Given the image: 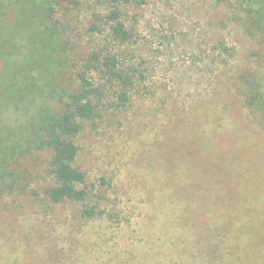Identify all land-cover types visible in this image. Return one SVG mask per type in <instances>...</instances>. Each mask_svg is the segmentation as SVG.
<instances>
[{
  "label": "rangeland",
  "instance_id": "obj_1",
  "mask_svg": "<svg viewBox=\"0 0 264 264\" xmlns=\"http://www.w3.org/2000/svg\"><path fill=\"white\" fill-rule=\"evenodd\" d=\"M100 1L82 0L72 22L83 47L108 39L88 33ZM123 21L132 39L113 49L135 74L131 100L106 103L76 137L77 164L109 215L87 220L78 203L10 192L0 264H264V154L240 157L237 145L246 135L264 146L239 82L248 70L264 76V44L214 0H144ZM204 208L209 224L190 219Z\"/></svg>",
  "mask_w": 264,
  "mask_h": 264
},
{
  "label": "trees",
  "instance_id": "obj_2",
  "mask_svg": "<svg viewBox=\"0 0 264 264\" xmlns=\"http://www.w3.org/2000/svg\"><path fill=\"white\" fill-rule=\"evenodd\" d=\"M214 1L264 44V0ZM143 2L101 0L106 12L92 14L88 33L109 34L92 48L73 35L82 0H0V200L18 190L40 204L78 203L83 219L109 215L106 193L94 194L77 164L76 137L84 122L102 117L106 103L125 108L131 100L135 74L125 69L113 43L131 41L123 16L129 5ZM239 79L243 105L264 131V76L248 70ZM240 139V157L264 154L263 145H251L246 135ZM206 209L190 219L207 221Z\"/></svg>",
  "mask_w": 264,
  "mask_h": 264
}]
</instances>
